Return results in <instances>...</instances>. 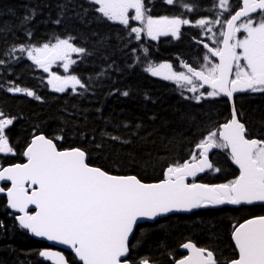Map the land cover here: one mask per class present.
I'll return each instance as SVG.
<instances>
[{
  "label": "snow or ice",
  "instance_id": "obj_1",
  "mask_svg": "<svg viewBox=\"0 0 264 264\" xmlns=\"http://www.w3.org/2000/svg\"><path fill=\"white\" fill-rule=\"evenodd\" d=\"M151 3L59 0L55 18L49 16L44 23L60 26L75 20L85 27L95 24L110 30L90 33L95 38L93 51L84 46L89 38L84 33H51L42 41L34 40L36 6L25 8L15 30L7 24L0 27L4 44L0 66L30 61V67L47 74L42 81L52 93L70 90L74 96L96 95V89L105 78L111 79V74L124 76L139 68L150 77L174 85L172 90L189 105L188 110L176 115L182 131L161 137L162 144L167 140L164 154L153 157L149 153L139 165L143 175L131 170L135 156L130 153L131 160L125 165L119 151H113L115 145L127 147L158 132L146 131L143 118L133 123L111 114L105 117L97 107L96 118L104 125L97 135L95 130L91 134L80 130L73 122L76 113L67 117L61 113L58 127L51 132L45 130L46 122L33 124L18 151L19 140L13 143L9 133L23 117L0 110V158H19L18 162L0 163L3 207L11 210L9 216L19 229L69 250L65 255L52 247L41 248L38 255L49 264H157L149 255L140 254L145 233L142 223L221 206L264 209V134L252 133L236 104L237 94H264V0H209L203 6L201 0H162V5L174 12L160 15H153L148 6ZM8 11L15 14L12 9ZM184 29L196 30L192 39L197 54L192 62L177 57V66L150 58L145 41H159L161 37L179 40ZM10 32L13 38L9 42ZM16 32L24 38L21 40ZM109 49L113 54H123L124 67L112 56L101 55L105 67L95 77L85 80L74 73L73 66L78 62ZM53 66L62 68L63 73L53 71ZM115 84L112 80L107 96H131L130 90H121ZM0 90L42 101L33 89L11 80L0 84ZM142 99L145 109L149 103L156 104L148 93ZM209 101L223 104V119L219 112L214 116L203 108ZM144 115L152 123L158 119L150 109ZM177 144L186 147L183 155L173 154ZM213 150L235 166L232 178L219 183L199 182L201 174L222 171L211 158ZM101 154L106 164L97 162ZM148 169L155 178H147ZM4 227L0 222V228ZM178 247L182 251L166 253L169 264H264V212L231 225L228 256L190 239Z\"/></svg>",
  "mask_w": 264,
  "mask_h": 264
},
{
  "label": "trees",
  "instance_id": "obj_2",
  "mask_svg": "<svg viewBox=\"0 0 264 264\" xmlns=\"http://www.w3.org/2000/svg\"><path fill=\"white\" fill-rule=\"evenodd\" d=\"M57 2L59 0H0V27L7 24L15 30V26L19 22L18 18L24 15L25 8L36 6L38 13L32 23L34 40L42 41L51 33L63 35L65 32H71L77 36L84 33L85 36L89 37L84 46L93 51L95 38H91L90 33L98 31L104 34L110 30L103 26L97 27L95 24L85 27L75 20L60 26L53 25L50 22L44 23L49 16L55 18L57 12L55 5ZM208 2L209 0H201L202 6ZM232 2L235 3V0H232ZM45 5H48V7H44ZM148 6L153 9V15H158V13L172 14L174 12L173 8L168 9L162 5V2L157 0H152V3ZM8 9H12L15 14L10 13ZM133 24L135 25V22ZM111 31L114 33L116 28H112ZM195 31L184 29L183 35L179 40L161 37L159 41H145V45L150 47V58L155 62L168 60L176 63L177 66L179 64L177 57L192 62L193 57L197 54L196 46L192 39ZM16 36L21 40L24 38L20 32H16ZM12 38V33H8L9 42ZM80 42V40H77L78 44ZM112 43L115 44V39H113ZM3 47V41L0 40V48ZM101 55L112 56L121 67L125 66L123 54L119 52L113 54L112 49H109L106 53L101 52L91 57H86L83 63L78 62L77 65L73 66L74 73L85 80L89 76L95 77V73L105 67L104 62L100 58ZM30 64V61L24 59L9 67L0 66V84H4L6 80H11L20 86L33 89L37 95L42 97V101H37L21 94L14 95L0 90V110L23 117V119L15 122L9 133L13 143L19 140L18 151L27 139V132L31 131L33 124L46 122L47 128L45 130L51 132L58 127L59 120L57 117L61 113L65 117L70 113H76L73 122L79 125L80 130L89 134L95 130L97 135H99L100 129L104 127L103 122L96 118L95 109L99 107L105 117L111 114L112 117L119 120H127L133 123L138 122V118H143L146 131L158 130L146 141L134 140L132 145L123 148L119 145L113 146V151H119L125 165L131 160L130 153L135 156L136 163L133 164L131 170L133 172L141 171L143 175L144 173L139 165L143 160L148 159V154H152L153 157L157 156V154H164L163 144H167V140H164L162 144L161 137L171 136L182 131L181 126L176 122V115L179 111L188 110V103L180 100L176 92L172 90L174 85L158 78L150 77L139 68L132 72H126L124 76L111 74V79L105 78L102 85L96 89V95L89 93L85 96H74L70 90L67 93H52L42 81V78L46 79L47 74L30 67ZM52 70L57 73H63V69L56 66ZM112 80L116 81V88L130 90L131 96H107L106 93L112 86ZM145 93H148L152 99L156 100V104L149 103L147 109L143 107L144 101L142 97ZM236 104L244 112V118L252 133L254 135L264 134V94H238L236 95ZM203 108L210 111L214 116L219 112L220 119H223V116L226 115V109L222 103L205 102ZM148 109L158 116L154 123L147 121L144 115ZM192 110L199 112V109L196 108ZM85 117H87L86 120ZM164 120L168 121L166 126L164 125ZM69 127H71V124ZM109 130L111 129L109 128ZM143 134L141 133V135ZM71 138L72 133L70 132L69 142ZM76 139L79 140L78 135ZM65 146H67V143ZM84 146L88 147L87 143ZM185 150V146L177 144L174 147L173 154L183 155ZM219 157V164L214 163L221 167L222 171L216 175L213 174L212 177H204L200 180L201 182L215 183L216 181L227 179L232 174L234 169L230 166V161H226V158L222 155ZM18 160L19 158H10L3 159L0 162L7 164L18 162ZM97 162L101 164L107 163L103 154L100 155ZM155 175L152 169H148V179L155 178ZM4 200L5 198L0 196V222L5 225L4 228H0V264H49L38 255L41 248L49 247V245L34 239L30 234L16 226L13 218L9 216L10 210L3 207ZM261 212H264V209L260 207H246L241 210H235L232 207L199 209L194 211L195 214L169 215L168 217L159 218L153 223H143L141 227L145 230V233L141 238L139 251L141 255H149L157 264H169V257L166 253L171 250L179 252L178 245L182 241L190 239L198 245L211 246L218 253L223 252L224 256H228L231 254V249L228 247L231 223L251 214H260ZM137 235H141L140 229H137ZM133 242L136 243V241ZM162 244L164 247L161 246ZM64 253L65 255L68 254L66 251Z\"/></svg>",
  "mask_w": 264,
  "mask_h": 264
},
{
  "label": "flooded vegetation",
  "instance_id": "obj_3",
  "mask_svg": "<svg viewBox=\"0 0 264 264\" xmlns=\"http://www.w3.org/2000/svg\"><path fill=\"white\" fill-rule=\"evenodd\" d=\"M220 154H221L223 157H225L224 154L220 153L218 150H213L212 157H211L212 160H213V162H216L217 164H219V160H220V157H219V156H221ZM232 167H233V169L235 168V166H232ZM213 174H214V173L201 174L199 180L203 179L204 177H212ZM231 178H232V174H231L229 177H227V179H231ZM224 180H226V179H224ZM224 180H219V181H220V182H223ZM219 181H216V182H219ZM222 207H232V208H234L233 206H222ZM222 207H220V208H222ZM189 214H190V213H189ZM237 221H238V220H237ZM237 221H236V222H237ZM239 221L242 222V219H240ZM236 222H232L231 225H232L233 223H236ZM184 241H186V240H184ZM184 241H182V242H184ZM178 246H179V245H178ZM199 246H201V245H199ZM178 250H179V252L182 251V250L179 249V247H178Z\"/></svg>",
  "mask_w": 264,
  "mask_h": 264
},
{
  "label": "water",
  "instance_id": "obj_4",
  "mask_svg": "<svg viewBox=\"0 0 264 264\" xmlns=\"http://www.w3.org/2000/svg\"><path fill=\"white\" fill-rule=\"evenodd\" d=\"M3 182H0V184H2ZM222 207V206H221ZM180 214H187V213H180ZM149 223H151V222H149ZM34 239H36V240H39V241H43V242H46V243H48L50 246H52L53 248H55V249H53V250H59V251H69V250H66V249H64V247L63 246H60V245H52L51 244V242H48V241H44V240H42V239H40V238H36V237H33Z\"/></svg>",
  "mask_w": 264,
  "mask_h": 264
}]
</instances>
